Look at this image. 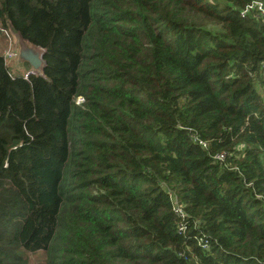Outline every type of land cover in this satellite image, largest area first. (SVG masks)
Here are the masks:
<instances>
[{
    "label": "trees",
    "instance_id": "trees-1",
    "mask_svg": "<svg viewBox=\"0 0 264 264\" xmlns=\"http://www.w3.org/2000/svg\"><path fill=\"white\" fill-rule=\"evenodd\" d=\"M250 1L0 0L45 62L0 53V264H264Z\"/></svg>",
    "mask_w": 264,
    "mask_h": 264
},
{
    "label": "built area",
    "instance_id": "built-area-1",
    "mask_svg": "<svg viewBox=\"0 0 264 264\" xmlns=\"http://www.w3.org/2000/svg\"><path fill=\"white\" fill-rule=\"evenodd\" d=\"M240 14L242 16L253 15L256 19L260 20L264 24V0H251L241 8ZM0 34L3 36L6 42V48L2 52L4 61L6 62L7 58L18 57V52L14 47V38L17 33H15L12 30L8 21H6V23L3 24L1 18H0ZM39 49L41 50V52H44V48L39 47ZM29 74H37V72L30 70L25 72L23 76L27 78ZM81 101H82L81 97L76 98V103H80ZM199 143L203 147H206V143L204 141H199ZM214 158L222 160L224 158V154L223 153L215 154ZM170 199L172 202L173 211L179 219L177 224V229L179 232H182L185 229V221L187 220L188 214L185 210L184 204L179 201L178 197L174 193H171ZM199 243L203 249H208V245L206 242H203L200 239Z\"/></svg>",
    "mask_w": 264,
    "mask_h": 264
},
{
    "label": "water",
    "instance_id": "water-1",
    "mask_svg": "<svg viewBox=\"0 0 264 264\" xmlns=\"http://www.w3.org/2000/svg\"><path fill=\"white\" fill-rule=\"evenodd\" d=\"M22 40L23 42L20 43L18 50V58L22 61L28 62L32 69L40 70V73H42L45 66L43 59L44 52L39 54V52L36 50V48H39L38 46L32 44L25 38H22Z\"/></svg>",
    "mask_w": 264,
    "mask_h": 264
},
{
    "label": "rangeland",
    "instance_id": "rangeland-1",
    "mask_svg": "<svg viewBox=\"0 0 264 264\" xmlns=\"http://www.w3.org/2000/svg\"><path fill=\"white\" fill-rule=\"evenodd\" d=\"M15 38H16L15 48L17 50H19L20 43H22L23 40H22V38L18 34H16ZM3 50H1V52ZM36 50L39 52V54L41 53V50L39 48H36ZM21 61H19L18 57L7 58L6 59V62H5V65H6L7 69H8V71L11 74H13V75H19V76L20 75H24L25 74V71H30V70H33V71H35L37 73L40 72V70H34V69H32L28 62L23 61V62L26 63V64H24V63H21ZM34 258L36 259V261L39 260V259H41V257L38 258L37 256H33L31 258V261H30L31 264L33 263Z\"/></svg>",
    "mask_w": 264,
    "mask_h": 264
},
{
    "label": "crops",
    "instance_id": "crops-1",
    "mask_svg": "<svg viewBox=\"0 0 264 264\" xmlns=\"http://www.w3.org/2000/svg\"><path fill=\"white\" fill-rule=\"evenodd\" d=\"M15 43H16V38H14V47H15ZM6 48V42H5V40H4V38H3V36L0 34V53H2L4 50H5V48ZM4 49V50H3ZM16 49V48H15ZM1 50H3L2 52H1ZM16 51L18 52V50L16 49ZM19 59V58H18ZM19 61H21L20 59H19ZM21 63H24V64H26L25 62H23V61H21ZM25 72H27V71H25Z\"/></svg>",
    "mask_w": 264,
    "mask_h": 264
}]
</instances>
